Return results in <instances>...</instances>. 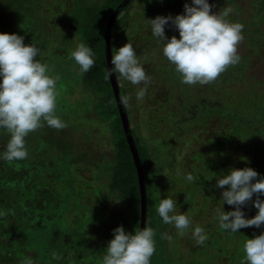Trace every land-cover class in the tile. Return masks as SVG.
Instances as JSON below:
<instances>
[{
    "label": "trees",
    "instance_id": "16d2710c",
    "mask_svg": "<svg viewBox=\"0 0 264 264\" xmlns=\"http://www.w3.org/2000/svg\"><path fill=\"white\" fill-rule=\"evenodd\" d=\"M226 1L234 6L236 4L235 0H209V3L213 4L212 10L215 11ZM121 2L0 0V31L21 34L25 43L34 38L42 49L38 58L49 63L52 70L59 74V90L70 83L72 88L84 93L82 103L86 102L88 110L85 113L82 110V116H91L103 122L113 146V154L102 159L98 152L89 154L85 144L83 148L77 145L69 130H57L45 125L26 137L29 153L26 159L14 164L0 159V210L7 213L0 218V264H21L26 256L32 257L36 264H100L101 251L111 238V229L118 224L128 231L139 227L137 170L110 78L105 79V66L108 67L105 26ZM134 2L129 0L111 23L110 54L128 37L127 26L132 29L131 37L136 33L138 35L137 29L145 26L144 17L180 13L185 0H139L142 8L132 13ZM257 3L255 14L258 17L264 9V0H258ZM238 11L236 8L232 20L243 24ZM256 19L251 17L249 22L257 23ZM243 25L246 29V25ZM165 33L166 36H178L173 26L165 27ZM251 33L254 34L252 30ZM148 34L151 35L150 31ZM253 34L249 35L246 42L248 51L239 53L240 62L229 66L212 83L183 86L176 73L169 77L172 85L166 88L161 99V109L166 111L160 109V113L152 115L155 120L151 121L154 127L157 121L163 123L164 128L149 136L158 145L148 143L139 134L132 120L133 108L123 104L143 175L145 225L155 230L156 251L151 264H180L185 261L178 249L182 243L181 235H175L177 230L173 225L165 224L156 213L159 202L157 190L161 198L172 196L176 198L178 206L187 211L192 209V214L200 213L205 218L209 214V207L216 208L222 202L221 189L214 187L215 176L226 172L230 166H249L264 174V80L253 71L250 74L246 71L254 64L264 66L261 41ZM81 40L88 43L95 53L93 68L83 75L79 73L78 65L69 63L72 60L71 49ZM61 50H65L64 54ZM248 75H253L257 82H251L244 95L234 98L232 95L226 100L227 95L224 93L227 81L243 76L249 78ZM115 80L120 97L130 94L129 84L121 81L118 73L115 74ZM204 92H208L210 98ZM60 109L58 104V115H63L72 127H76L72 118L80 113L73 110V113L65 115ZM178 140H182L183 145L187 141L196 143L191 146L190 152L181 157L178 151L182 144L179 145ZM6 141L7 133L0 130V149ZM92 157L100 158L101 163ZM164 164L170 167L167 176L170 190L163 189L158 179ZM175 167L178 170H174ZM78 169H94V184L84 178ZM188 174L193 176L192 181L185 179ZM102 177H105L102 180L105 184L99 182ZM182 181V187H176ZM89 183L93 184L98 197L105 193V197H113L118 205L116 214L104 216L105 220H100L102 225L96 221L92 227H88L85 213L87 203L84 186ZM199 196L201 198H197ZM222 206L225 211L232 207L226 203ZM242 209L246 217L257 211L251 202L242 206ZM212 228L207 230L208 239L213 232H217L219 240L215 241L218 245L215 246L216 253L212 254L213 261L216 263L223 258L226 263L230 257L236 261L240 251L244 258V240L259 234L264 224L261 228L253 226L231 233L220 228L217 220V225ZM162 233L169 234L171 239H163ZM221 243L226 246V252H219ZM208 249L203 251L204 255H207ZM53 253L59 254L60 259H53Z\"/></svg>",
    "mask_w": 264,
    "mask_h": 264
},
{
    "label": "clouds",
    "instance_id": "9594fccd",
    "mask_svg": "<svg viewBox=\"0 0 264 264\" xmlns=\"http://www.w3.org/2000/svg\"><path fill=\"white\" fill-rule=\"evenodd\" d=\"M212 8L209 0H191L190 3L185 0L180 13L144 17L146 28L162 46L163 56L186 85L210 84L241 60L238 46L244 39V25L238 20H229L228 11ZM168 26H173L178 36H166ZM115 49L110 57L111 67L105 66V79L118 73L121 81L138 86L134 97L142 102L152 82L151 75L146 72L131 41ZM41 51L34 38L25 43L21 34L0 31V130L7 133L0 159L10 164L28 157L26 137L29 133L45 125L57 130L67 126L57 111L59 74L38 58ZM70 55L81 75L95 64L93 48L82 40L76 42ZM132 98L131 94H126L119 100L129 104ZM215 177L214 187L221 189L222 201L215 209L219 227L231 233L246 227L261 228L264 224V174L249 166H230ZM185 179L192 181L193 176L188 174ZM157 196L156 213L162 221L173 225L181 236L191 226V237L202 246L208 239L205 228L199 224L192 226L191 217L179 210L176 198H161L158 190ZM249 202L257 211L246 217L242 206ZM223 203L232 207L225 211ZM5 215L7 213L0 210V218ZM111 232V238L101 251L100 264H151L156 251L155 230L151 226L144 224L128 231L118 224ZM161 237L171 239L167 233H162ZM243 251L242 264H264V228L244 240ZM53 259L59 260V254L53 253ZM21 264H36V261L26 256Z\"/></svg>",
    "mask_w": 264,
    "mask_h": 264
},
{
    "label": "rangeland",
    "instance_id": "374dc122",
    "mask_svg": "<svg viewBox=\"0 0 264 264\" xmlns=\"http://www.w3.org/2000/svg\"><path fill=\"white\" fill-rule=\"evenodd\" d=\"M257 2L258 0L256 1L255 0H235L236 4L234 6L229 1L228 2L226 1L222 5V7H219L216 9V10L220 9L222 11L223 10L228 11L227 18H229L230 16L229 20H232V17H233L232 14L235 13V9L238 8L239 16H241L243 20V24L246 25V29H243L244 39L238 46L239 53H244L248 51V47H246L247 46L246 42L248 41L249 35L253 34L251 33V30L254 32V34L257 35V38L261 41V46H262L263 53H264V18H262V15H264V9L261 10L260 14L262 15L259 14V16L257 17L255 14L256 4H258ZM140 8H142L141 3H139V0H135L133 6L131 7V12L133 13L134 11H137ZM251 17L257 18L258 19L257 23L249 22ZM126 29H127L126 36L128 37H126L123 43H125L127 40L133 43L137 51L138 57L144 63L146 72L150 74L152 77V82L149 85L147 89V94L142 102H137L134 97L135 90L137 89L138 86L132 85L127 82L129 84L130 94L133 96L131 102L128 104L130 108L131 107L133 108L132 120L137 125V130L139 134L143 138H145L148 141V143L157 144L155 143L154 139H152L153 137H149V136L152 135L153 132H157L158 130H161L163 127V123L160 121H157L155 122L156 126L154 127V124H152L151 121L155 119L152 118V115L156 113H160V109L163 106L161 105V102H162L161 99H163V94L166 91V88H170V86L172 85V82H171L172 80H170L169 77L171 78L176 72L174 71L173 67H171V65L166 60V58L163 56L162 46L158 45L155 41V38L148 34L149 31L145 26H142V28L137 29V32H139L140 34L136 35L137 34L136 33L132 37L130 36L131 31H132L131 27L127 26ZM144 33H146V35H144ZM131 38L133 40H131ZM64 52L65 50H61L62 54H64ZM70 62H73L75 66V62L73 59L70 60L69 63ZM169 66L171 68H169ZM246 71H247V74L248 73L250 74L253 71V73L258 78L264 80L263 64H254L248 69H246ZM246 76H243L240 79L236 78L234 80L230 79L227 81V84L225 85V93H224L227 95V97L225 98L226 100L231 98L232 95H234L232 98H234L235 96L239 97L241 94L244 95L245 92L247 93V89L249 88V85L251 84V82H257V80H254L253 75H250V76L248 75L249 78H247ZM184 85L186 84H183V86ZM196 85H194L193 87H195ZM71 86L72 85L70 83H67L60 90V97L58 100V104L61 106L60 110H62L65 115L73 113V110L80 113V115L79 114L74 115L72 118L73 122H75L76 127H72L68 123L69 121H66L65 117L63 115H60L61 118L66 122L67 126L65 127V129L71 132V134L73 135V140L76 142L77 145L83 148V145L85 144L86 148L89 151V154L92 155V153L98 152L99 155H102V159H105V157L113 154V146H112V142L110 139L109 131L106 127H104L105 124H103V122L101 121L99 122L97 121V119L91 116L90 117L82 116L81 111L83 110V112L85 113L88 110L87 109L88 107L85 106L87 105L86 102L82 103V97H84L85 95L84 93L81 94V91H79L78 89L75 90ZM199 92L201 94L202 90H200ZM207 93L208 92H206L205 94L207 95ZM197 96L198 95H196V97ZM207 96L208 98H210L209 95ZM173 105H175V102L173 103ZM161 111H166V110L162 108ZM178 142H179V145L182 144L183 146V147L181 146V148L178 151L181 157L185 153L190 152L191 146L195 145L196 143V142L191 143V141H187V143L183 145L182 140H178ZM92 158L93 160L95 159V161L100 162V158L98 157H92ZM169 169L170 167L164 164V169L162 170L161 173L158 174V179H159L160 184L162 185V188L167 189V190L171 189V185L167 183V176H168V172L170 171ZM174 170H178V167H175ZM78 171L82 174L84 178L90 179V181L94 179L95 173H96V171L94 172V169L93 170L83 169L82 171L78 169ZM104 178L105 177H102L101 179H99V182L102 184L103 183L105 184V182L102 181ZM183 183L184 181H182V183L179 186L177 184L176 187H182ZM93 184L89 183L87 186L86 185L84 186L85 203H87V210H85L86 211L85 213L88 216L87 221H86L88 227L89 226L92 227L94 226V224L96 225L97 222H99L102 225L100 220H103V219L105 220V218L108 215L116 214V211L118 208V205L115 202V199L113 197H105V193H104L101 195V197L99 196L100 197L99 198L95 192ZM197 198H201V196ZM99 208H102L103 210L100 211ZM216 208L213 206L209 207V214L205 218H203V214H200L198 212H197L198 215L192 214V209L187 211L183 209L182 206L179 205V210L191 217L192 222H193L192 226L199 224L205 228L206 232L207 230H211L212 227L217 225V218H216V212H215ZM245 229L248 230V227H246ZM213 233H212V236L210 235V238L208 239L206 243H204L202 246L197 245L194 239L191 237V226H190L186 234L180 237L182 239V243L178 249L180 251V254L183 260H185L184 262H181V263L182 264H208V263L242 264L244 258L241 256V251L239 255L236 257V261H235V258L233 259L231 257L226 260L227 261L226 263H224L223 258L218 260L216 263L213 261L214 257L212 256V254L216 253V250H217L216 247L218 245V244L217 245L215 244V241L218 240V237L216 236L217 232L216 234H213ZM177 234H178L177 231H175V235ZM221 245H220L221 248L218 246L219 252H226L227 251L225 250L226 246L223 243H221ZM206 248H209V249H208V252L206 253L207 255H204L203 251ZM221 256L223 257V254H221Z\"/></svg>",
    "mask_w": 264,
    "mask_h": 264
},
{
    "label": "water",
    "instance_id": "95a60500",
    "mask_svg": "<svg viewBox=\"0 0 264 264\" xmlns=\"http://www.w3.org/2000/svg\"><path fill=\"white\" fill-rule=\"evenodd\" d=\"M129 0H122V2L113 10V12L111 13V15L109 16L107 22H106V26H105V31H104V44H105V50H106V57H107V66L111 67L110 64V49H109V30H110V26L111 23L114 19V17L117 15V13L122 9V7L128 2ZM110 81H111V85H112V89L115 95V99L117 102V106H118V110H119V115L122 121V125H123V129H124V133L130 148V151L132 153V157L136 166V170H137V177H138V184H139V191H140V223H139V227H143L145 224V212H146V204H145V189H144V182H143V175H142V170L140 167V161L138 159V154L136 152V147L135 144L133 142L132 139V135H131V131H130V127H129V123H128V119H127V115L126 112L124 110V106L122 103H120V94L118 91V84L116 83L115 80V75L114 76H110Z\"/></svg>",
    "mask_w": 264,
    "mask_h": 264
}]
</instances>
